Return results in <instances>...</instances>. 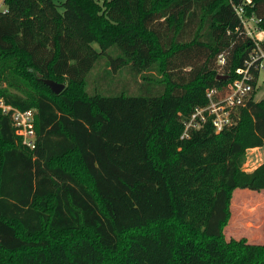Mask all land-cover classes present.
<instances>
[{"label": "trees", "instance_id": "1", "mask_svg": "<svg viewBox=\"0 0 264 264\" xmlns=\"http://www.w3.org/2000/svg\"><path fill=\"white\" fill-rule=\"evenodd\" d=\"M232 1L264 27V0H4L0 100L35 110L37 145L0 107V264H264L224 232L234 191L264 190V97L182 137L253 46Z\"/></svg>", "mask_w": 264, "mask_h": 264}, {"label": "built area", "instance_id": "2", "mask_svg": "<svg viewBox=\"0 0 264 264\" xmlns=\"http://www.w3.org/2000/svg\"><path fill=\"white\" fill-rule=\"evenodd\" d=\"M233 6L240 18L242 31L252 40L253 46L245 60V65L237 69L239 76L224 89L218 87L208 89V104L195 106L192 109L189 118L185 122L186 128L182 137L189 135L190 128H199L208 119L211 120L216 131H221L226 126L235 123L240 107L245 105L247 99L250 98L252 91L257 87L260 74L264 73V49L262 48L264 27L261 26L262 18L255 13L248 14L243 2H233ZM218 62L220 64L225 62L223 54L219 55ZM252 68L258 71L256 86L252 83L254 79ZM0 107L5 113L11 114L13 125L23 144L35 148L37 145L35 110H20L5 104L3 100H0Z\"/></svg>", "mask_w": 264, "mask_h": 264}, {"label": "rangeland", "instance_id": "3", "mask_svg": "<svg viewBox=\"0 0 264 264\" xmlns=\"http://www.w3.org/2000/svg\"><path fill=\"white\" fill-rule=\"evenodd\" d=\"M58 4L64 0H54ZM101 5L104 0H97ZM4 0H0V10L5 7ZM63 10V7H60ZM93 45L99 49L97 42ZM122 75H126V72H122ZM264 97V73L260 74L257 92L255 99L259 100ZM256 155L254 164L259 161H264V146L259 147L257 151H247V158L244 164V168L253 167V163L249 162L250 156ZM250 170V169H249ZM231 218L229 223L225 227L226 238L231 237H246L249 242L264 244V190L255 191L249 188H238L234 191L231 201Z\"/></svg>", "mask_w": 264, "mask_h": 264}, {"label": "water", "instance_id": "4", "mask_svg": "<svg viewBox=\"0 0 264 264\" xmlns=\"http://www.w3.org/2000/svg\"><path fill=\"white\" fill-rule=\"evenodd\" d=\"M218 77H219V78H224V79H226V78H227V75H219ZM44 81H45L46 84H48V85L51 87V89H52L55 93H59V92H61V91L64 89V87H65V84H63V83H58V82H56V81H54V80H51V79H46V80H44Z\"/></svg>", "mask_w": 264, "mask_h": 264}, {"label": "crops", "instance_id": "5", "mask_svg": "<svg viewBox=\"0 0 264 264\" xmlns=\"http://www.w3.org/2000/svg\"><path fill=\"white\" fill-rule=\"evenodd\" d=\"M4 5V4H3ZM264 146V145H263ZM260 147H262V146H260ZM259 147H254V148H250V149H248V150H250V151H252V152H255V151H257V149H258ZM256 160V155H253V156H250V158H249V162L250 163H253L254 164V161ZM264 162V161H263ZM260 163H262V162H258L257 164H254L253 165V167L252 168H248V170L250 169V170H252L253 168H255L257 165H259ZM253 243H255V242H253Z\"/></svg>", "mask_w": 264, "mask_h": 264}]
</instances>
